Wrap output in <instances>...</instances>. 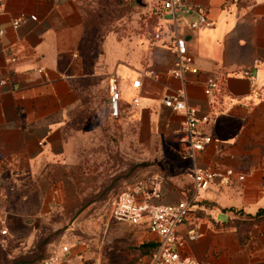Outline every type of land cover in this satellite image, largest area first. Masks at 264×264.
Listing matches in <instances>:
<instances>
[{
  "label": "crops",
  "instance_id": "obj_1",
  "mask_svg": "<svg viewBox=\"0 0 264 264\" xmlns=\"http://www.w3.org/2000/svg\"><path fill=\"white\" fill-rule=\"evenodd\" d=\"M125 1L146 16V36L130 42L90 30L74 0H0V77L9 76L0 86V221L8 234L25 231L22 193L31 184L44 189L48 173L61 180L52 190L63 188L65 173L81 165L68 129L87 116L94 123L92 96L103 94L104 116L126 127L122 141L132 144L135 155L146 131L181 158L188 177L164 182L160 204L189 196L194 167L234 172L232 185L201 193L177 228L182 239L190 230L199 235L185 241L179 255L201 264H264V0H182L190 11L175 25L162 12L164 0ZM199 9L211 28L190 27ZM20 15L35 21L13 29L11 20ZM174 28L198 69L183 80L168 74L176 63ZM212 77L220 87L208 96L204 84ZM136 80L138 90L131 87ZM112 81L121 99L118 118L108 105ZM176 94L184 95L197 118L209 116L202 131L212 142L194 158L175 135L185 117L163 106L165 97ZM122 225L136 228L147 244L156 241L143 226Z\"/></svg>",
  "mask_w": 264,
  "mask_h": 264
},
{
  "label": "rangeland",
  "instance_id": "obj_2",
  "mask_svg": "<svg viewBox=\"0 0 264 264\" xmlns=\"http://www.w3.org/2000/svg\"><path fill=\"white\" fill-rule=\"evenodd\" d=\"M74 2L92 31L129 42L146 36V16L133 3ZM92 99L94 123L87 116L68 129L81 165L65 173L67 183L58 191L52 185L61 182L59 176L48 173L44 189L31 184L30 191L22 193L26 230L2 236L6 224L0 221V264H37L63 247L68 248L66 264H146L148 251L141 246L147 243L136 235V228L110 220L108 204L138 171L157 172L165 185L188 176L181 158L162 141L152 142L146 131L143 147L135 155L132 144L122 141L126 127L104 116V95L95 94Z\"/></svg>",
  "mask_w": 264,
  "mask_h": 264
},
{
  "label": "built area",
  "instance_id": "obj_3",
  "mask_svg": "<svg viewBox=\"0 0 264 264\" xmlns=\"http://www.w3.org/2000/svg\"><path fill=\"white\" fill-rule=\"evenodd\" d=\"M190 10L183 6L182 0H164L162 12L176 24L182 14H187ZM35 21L33 16L27 18L24 15L11 20L13 29L19 28L27 21ZM213 26L207 19L205 10L196 11V19L190 27L196 31L209 29ZM175 42L171 52L175 56V67L168 74L177 80H183L186 74L197 75L198 69L194 65V60L187 50L185 41L177 36L174 28ZM2 31L0 30V36ZM11 63L15 59L10 60ZM248 76V74L245 73ZM149 77H155L152 72ZM9 82V76L0 77V86ZM135 90L141 88V81L136 80L131 84ZM220 87V80L212 77L208 78L204 84L205 95H212ZM120 93L116 83L112 81L108 87V105L110 116L118 118L120 115ZM132 105L139 106V98L132 99ZM163 106L175 114L185 117V120L175 131V135L183 141L185 153L190 158L205 151L211 144L210 136L202 131L203 125L209 122V116L200 118L195 116V112L189 109L184 101V95H170L164 98ZM192 191L189 196L182 201L172 205H163L159 201L162 197L163 177L158 173L138 171L128 181L124 189L117 193L109 202L107 212L108 218L116 223L131 226H143L148 233L156 238V247L151 249L147 256L146 264H201L194 260L183 258L178 253V248L184 246L185 241L194 242L199 239L196 231L190 230L185 239L177 236V228L184 224L193 208L200 201V194L209 191L213 187L230 186L234 180V172L231 169L221 170L218 168H196L190 173ZM243 177L238 176L237 181H242ZM8 234L7 228L1 231V235ZM68 258V248L63 247L60 252L50 254L37 264H63Z\"/></svg>",
  "mask_w": 264,
  "mask_h": 264
},
{
  "label": "trees",
  "instance_id": "obj_4",
  "mask_svg": "<svg viewBox=\"0 0 264 264\" xmlns=\"http://www.w3.org/2000/svg\"><path fill=\"white\" fill-rule=\"evenodd\" d=\"M259 214H261L262 212L260 211V212H258ZM258 215V214H257ZM156 247V245L154 244V243H148V244H146V245H142L141 246V249H143L144 250V252H147V254L149 253V251L151 250V249H154Z\"/></svg>",
  "mask_w": 264,
  "mask_h": 264
},
{
  "label": "water",
  "instance_id": "obj_5",
  "mask_svg": "<svg viewBox=\"0 0 264 264\" xmlns=\"http://www.w3.org/2000/svg\"><path fill=\"white\" fill-rule=\"evenodd\" d=\"M139 2H137L136 4H138Z\"/></svg>",
  "mask_w": 264,
  "mask_h": 264
}]
</instances>
